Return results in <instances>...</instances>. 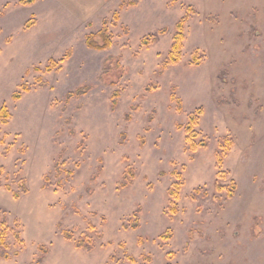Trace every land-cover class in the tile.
Returning <instances> with one entry per match:
<instances>
[{"label":"rangeland","instance_id":"1","mask_svg":"<svg viewBox=\"0 0 264 264\" xmlns=\"http://www.w3.org/2000/svg\"><path fill=\"white\" fill-rule=\"evenodd\" d=\"M21 1L0 0V264H264V0Z\"/></svg>","mask_w":264,"mask_h":264},{"label":"trees","instance_id":"2","mask_svg":"<svg viewBox=\"0 0 264 264\" xmlns=\"http://www.w3.org/2000/svg\"><path fill=\"white\" fill-rule=\"evenodd\" d=\"M35 0H22L21 3L22 4H32ZM130 4L133 5L136 3V1H129L126 2L125 0L121 1V4L119 5V8H122L125 4ZM114 19H118V15L116 13H114L113 15ZM30 23L27 24V26H29ZM106 22L103 23V27L97 31L96 33L93 34H89L86 37V45L88 48L94 49V50H105L108 49L111 45V40L109 38L108 32H107V28L105 27ZM183 24H184V20L181 19L177 22L176 24V31L172 36V44L170 46V50L168 52L167 57L165 58L164 62H163V67L169 65V64H177L180 61V56H181V50H182V46H183V40H184V35H183ZM126 31V30H124ZM165 30H162L161 33H164ZM157 38L156 37H151L150 40L147 39H143V45L147 46L150 43H154L156 42ZM69 51H67L66 56H69ZM194 59V63L195 64H199V61L196 60L195 55L193 56ZM63 58L55 61L54 59H49V63L43 68L40 69L38 67H35L34 70L35 71H42V72H51L55 69H57L59 67V64L61 62H63ZM41 83V82H40ZM44 84V83H41ZM174 89V88H173ZM89 90V86H85L82 88H78L76 89L74 92H70L67 94V97H71V96H81L86 94V92ZM29 89L25 84H21L20 85V92H15L12 94V98L14 100H17L20 98L21 96V92L25 93L28 92ZM118 96V91H114L112 94V107L115 105L116 103V98ZM170 100L171 101H175L176 102V109L177 111H181V101L176 98V96L174 95V93H172L170 95ZM199 112V111H198ZM9 112L7 110V108L2 105L0 107V124H6L7 120L9 118ZM197 125V114H192L189 116V120L188 123L184 126V130L186 131V133H192V136H194L193 134V130L194 127ZM178 128H182V126H178ZM203 144V143H201ZM173 175H175L177 179V181L179 180V174H176V172H172ZM174 182L172 184V187L169 189V196H170V202L173 204L175 202V200L178 198V192L182 186V181H178V182ZM7 189H10L9 186H6ZM22 191L25 192V188H22ZM13 196L15 198H18L19 194L17 192H13ZM174 210V209H172ZM14 236L16 239H19V232L15 231L14 232ZM5 237H6V230L5 229H0V258H4V259H8L10 258V255L7 253L6 251V243H5ZM64 237L66 239H70L71 236L69 233L64 232ZM77 247H83V248H87L90 249L92 246L88 245V244H84L82 241H78L76 243ZM14 255H16V252L14 253ZM129 261L134 262L133 259L131 257H129Z\"/></svg>","mask_w":264,"mask_h":264}]
</instances>
